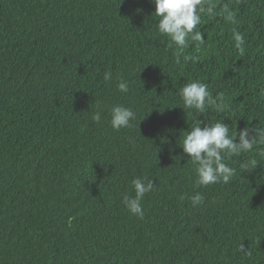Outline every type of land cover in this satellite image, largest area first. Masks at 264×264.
<instances>
[{
    "label": "trees",
    "instance_id": "obj_1",
    "mask_svg": "<svg viewBox=\"0 0 264 264\" xmlns=\"http://www.w3.org/2000/svg\"><path fill=\"white\" fill-rule=\"evenodd\" d=\"M154 7L0 0V264H264V137L225 159L230 183L199 188L177 144L197 118L264 128V0H202L203 40L183 48L158 32ZM194 80L222 113L184 111L179 89ZM117 103L137 113L132 127L111 128ZM136 177L156 182L142 219L122 202ZM196 192L203 204L181 201Z\"/></svg>",
    "mask_w": 264,
    "mask_h": 264
},
{
    "label": "clouds",
    "instance_id": "obj_2",
    "mask_svg": "<svg viewBox=\"0 0 264 264\" xmlns=\"http://www.w3.org/2000/svg\"><path fill=\"white\" fill-rule=\"evenodd\" d=\"M154 7V17L159 33L171 38L172 43L183 48L187 46L189 37L193 41H202V34L197 31L198 25L201 24V17L198 9L202 4V0H152ZM236 47L244 44V37L240 33L235 34ZM195 61L196 57H189ZM112 74L105 73L104 79L111 80ZM118 91L121 93L129 92V84L124 79L118 82ZM264 94V89L261 90ZM179 96L182 99L184 111L191 110L196 114H204L209 107L214 108L217 113H222L224 105L221 99L211 98L208 85L199 80L184 84L179 89ZM109 116V124L113 130L119 131L132 127V121L137 120V113L131 108L123 104H112L106 106ZM98 110L92 115L91 119L94 123L102 122V109L97 105ZM223 119V118H222ZM217 119L214 122H202L196 119L190 130L186 131L183 136L182 143H176L182 147L183 153L187 154L195 166L197 188L207 187L218 183L228 184L234 176L237 175V169L225 163V159L231 156H237L242 153L251 152L254 147L255 138L257 136L264 137V128H254L245 126L238 132L236 128L230 132V126ZM141 120V119H140ZM203 124V126H202ZM171 132V129H168ZM167 142L166 138L163 140ZM260 143H264L261 140ZM157 149V148H156ZM158 150V149H157ZM156 150V152H157ZM171 150V145H170ZM264 156V152L259 153ZM258 164L255 160H250L240 164V175L242 172H253ZM134 196L124 195L122 202L125 208L134 216L144 217L142 201L146 194L152 192L156 182L148 177H136L131 181ZM181 201L190 200L193 207H197L204 203L205 197L200 192L188 196L181 195ZM239 250L245 252L246 255L251 253L242 243L239 244Z\"/></svg>",
    "mask_w": 264,
    "mask_h": 264
}]
</instances>
